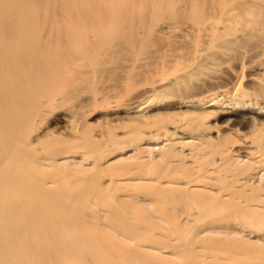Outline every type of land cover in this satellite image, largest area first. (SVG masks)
Masks as SVG:
<instances>
[{
    "label": "bare ground",
    "instance_id": "obj_1",
    "mask_svg": "<svg viewBox=\"0 0 264 264\" xmlns=\"http://www.w3.org/2000/svg\"><path fill=\"white\" fill-rule=\"evenodd\" d=\"M0 264H264V0H0Z\"/></svg>",
    "mask_w": 264,
    "mask_h": 264
},
{
    "label": "rangeland",
    "instance_id": "obj_2",
    "mask_svg": "<svg viewBox=\"0 0 264 264\" xmlns=\"http://www.w3.org/2000/svg\"><path fill=\"white\" fill-rule=\"evenodd\" d=\"M54 124V123H53Z\"/></svg>",
    "mask_w": 264,
    "mask_h": 264
}]
</instances>
